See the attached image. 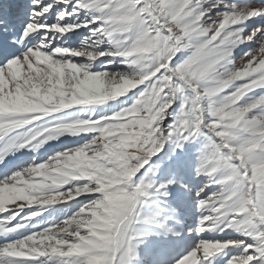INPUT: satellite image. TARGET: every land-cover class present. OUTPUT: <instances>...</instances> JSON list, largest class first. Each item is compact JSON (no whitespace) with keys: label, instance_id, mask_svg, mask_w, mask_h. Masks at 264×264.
Returning a JSON list of instances; mask_svg holds the SVG:
<instances>
[{"label":"snow or ice","instance_id":"1","mask_svg":"<svg viewBox=\"0 0 264 264\" xmlns=\"http://www.w3.org/2000/svg\"><path fill=\"white\" fill-rule=\"evenodd\" d=\"M208 23L213 24L211 30L203 27ZM237 29L242 30L241 39L231 46V55H218L216 49L230 38L235 40ZM81 48L102 55L92 58ZM245 53L252 55L246 56L244 70L235 73L238 78L225 80L224 67H233L236 57ZM133 60L148 68L143 82L128 90L124 99L105 101L88 94L89 78L117 68L129 71ZM148 94L155 103L139 112L133 101ZM222 97L231 98L230 108L215 103ZM105 102H113L114 110L107 114L95 107ZM233 110L245 117L264 112L261 0H4L0 4V264H91V258L99 255H105L104 264H139L138 244L143 242L139 238L156 237L165 243L180 237L182 233L165 221L178 217V209L185 206L195 212L187 232L198 238L184 252L158 256L155 264H185L193 255L196 264H215L221 257H226L224 264H264V203L257 202L255 182L256 170L264 168V124L240 121L232 127ZM117 121L122 130L139 125V131L128 135L144 154L131 159L130 179L121 186L132 205L121 235L92 247L83 243L92 240L86 229L68 225L101 202L104 193L89 191L96 187L90 183L92 170L108 171L125 152L117 140L123 133L105 136ZM81 124L90 129L80 132L89 134L82 142L62 145L40 159L35 155L13 159L22 150L35 152L60 137L51 135L54 128ZM188 145L195 147L189 151ZM81 156L86 159L77 163L75 158ZM146 162L150 171L142 170ZM61 164L76 171L61 169ZM49 169L54 172L48 174ZM201 177L203 182H194ZM213 184L216 190L207 191ZM173 186H177L175 206L168 203L140 217L139 203L150 195L169 197ZM69 190L78 194L57 199L56 193ZM234 201L238 205L233 206ZM57 202L71 203L61 208ZM47 205L57 206L47 209L54 215L45 221L40 206ZM217 205L226 213L223 223L208 227ZM241 220L246 226L237 224ZM37 221L41 227L33 230ZM212 231L236 236L206 238ZM217 240L224 243L220 250L201 248L203 242Z\"/></svg>","mask_w":264,"mask_h":264},{"label":"rangeland","instance_id":"2","mask_svg":"<svg viewBox=\"0 0 264 264\" xmlns=\"http://www.w3.org/2000/svg\"><path fill=\"white\" fill-rule=\"evenodd\" d=\"M4 0H0V4H2ZM264 2V0H261ZM103 59V58H100ZM112 60L113 58H109ZM246 59V57H245ZM236 63L239 66V56L237 57ZM123 67V65L121 66ZM118 87L116 85H110L106 76L101 77H93L89 78L87 83L85 84V88L88 94L93 95L101 100L105 97V93L111 91L113 88ZM131 91V90H130ZM259 91V90H257ZM127 94H124L122 97L116 98V100L124 99ZM91 107V106H85ZM97 110L103 109L104 113L107 114L113 111V102H105L103 105H96ZM120 105H116L115 110H119ZM123 123L127 124V120H123ZM121 121H117V124L108 128L105 133L106 138L110 137L117 133H123L122 135L117 136V140L121 146L125 148V152L123 155L117 158V162L113 168L109 169L106 172H97L96 170H92L93 179L90 183H95V189L97 191H101L104 195L101 197V202L97 205H94L91 208L85 209V214L74 217L75 223L68 225L69 229L83 228L86 229V237H91L92 240H88L87 238L83 241L84 244H90L92 247H97L98 245H104L106 242L114 240L119 236L120 226L127 218H129V208H131V200L129 199V194L127 192L126 187H121L122 185H126L127 180L130 179L128 173L131 171V159H135L137 157L142 156L143 151H137L138 145L132 141L128 135V133L139 131V125L133 124L131 128L120 129L119 123ZM219 124L220 121H217ZM87 127V126H85ZM89 134H78V135H69L64 134L60 137L56 138L52 141H47L45 145L41 146V148L37 149L35 152L22 150L17 153L13 159H18L22 155L32 156L35 155L38 159L44 158L47 155H50L53 151L59 150L62 145H70L72 143L82 142V137H85ZM98 142L99 141V138ZM188 150L191 151L195 145H188ZM86 157L81 156L75 158L76 162H82ZM151 163H155L152 161ZM61 169H67L69 172H75V167L68 164H61L59 166ZM143 170H151L148 162L142 166ZM54 172L53 169L47 170L48 174H52ZM58 174V173H57ZM256 184H257V192L256 198L258 203H264V168H258L256 170ZM98 176V179L95 177ZM187 174L185 175V179H187ZM46 181L50 183V179L48 175H46ZM195 183L203 182V177L199 180L194 181ZM87 187V186H81ZM175 187L173 186V193L169 197L164 196H148L144 199L143 203L138 204L137 211L140 214V217H143L148 211L153 210L156 207H165L168 203H171L173 206L176 204L175 196ZM218 186L212 185L207 191L211 192L216 190ZM247 191V190H246ZM69 192L66 193H56L57 199H69L71 198L68 195ZM50 193H45V197ZM78 194V193H73ZM45 197H42L44 199ZM59 207L64 208L69 205V202H57ZM57 205H47L40 206L41 210V218L45 221L53 218V213L47 211V209L54 208ZM221 206L217 205L216 215L210 217L212 220H215L217 223L222 224L224 220V216L226 213L219 212V208ZM69 212L74 211V209H67ZM178 218L180 220L179 224L175 223L176 218L169 217L165 222L174 229L178 230L182 233L180 237L170 238L168 242L161 243L160 238H150L144 240L143 237H140V240H143L142 243L138 244L139 251V264H155V261L158 256L163 255L165 258L171 256L173 253L179 254L187 250L188 246L192 242V240L198 237L189 236L187 229L191 227L195 220V212H189V209L185 206L178 209ZM137 228L141 227V221L137 220L134 222ZM246 225V222H244ZM214 226V225H213ZM211 226V227H213ZM240 226V225H239ZM41 227L39 221L36 223V228L33 230H37ZM208 227H210L208 225ZM244 227V226H240ZM71 234V233H69ZM236 233H222V232H209L206 235V238L210 239H220V238H229L235 237ZM224 246V243L221 241H205L201 244V248H205L208 251L214 252L220 250ZM101 252H104L103 247L100 248ZM12 251V250H10ZM231 253H229L230 255ZM218 255V254H217ZM197 257L195 255L186 259L185 264H196ZM224 259L226 257H221L216 260L215 264H224ZM105 255H99L91 258V264H104ZM237 264H243V261H238Z\"/></svg>","mask_w":264,"mask_h":264},{"label":"clouds","instance_id":"3","mask_svg":"<svg viewBox=\"0 0 264 264\" xmlns=\"http://www.w3.org/2000/svg\"><path fill=\"white\" fill-rule=\"evenodd\" d=\"M203 27L205 30H211L213 28V24L208 23V24H205ZM240 31L242 30L241 29L235 30L236 32L235 40H232L230 38L229 41L224 45V47L216 49V52L218 55L225 56V57L231 55V46H234L235 42L241 39V37L239 36ZM247 38L248 37H244V39H247ZM80 51L86 55H89L92 58L102 55V53L95 52V51L89 52V50L85 48H81ZM157 55H159V53H157ZM250 55L252 54L245 53L244 55L239 56V61H240L239 66L236 63L237 57L235 59L234 64H233V61L227 60V63L233 64V67L228 68L225 66L224 71L221 73V76L227 81H231V80L238 78L235 75V73L242 72L244 70L245 57L250 56ZM129 64L131 65V70L129 71H122L121 69L117 68L115 70L105 72V76L108 80V83L110 85H116L118 87H115L111 91L105 93V97L102 98L103 100L106 101L107 99H116L118 96L126 94L128 90L137 86V84L143 82L144 76L147 72L148 65L142 62L136 61V60L129 61ZM154 103H155V98L151 94H148L143 99H141L139 102L133 101V106H135L139 112H142L148 105L150 104L154 105ZM215 103L220 105V107L222 108H230L232 101L230 97H222L220 98V100L216 101ZM233 111L235 113V110ZM215 114H218V113H215ZM229 120L231 121L230 126L232 127H235V124L240 121H243L244 124H252V123L264 124V112L257 113L251 117H245L242 112L235 113L233 116L229 117ZM88 130L90 129L85 127L83 124H81L80 126L74 127L72 129L54 128L51 135H64V134L78 135L80 134V132L82 131L86 132ZM89 191H97V190L95 188H89ZM243 194L247 196L248 193L245 190ZM68 195L71 197L73 195V192L69 190ZM238 203H239L238 201H234L233 206L238 205ZM208 219H211V218H208ZM244 222L245 220H241V221H238L237 224L240 226H246ZM213 225L218 226L219 223H217L215 220H212V224L209 226L211 227Z\"/></svg>","mask_w":264,"mask_h":264},{"label":"bare ground","instance_id":"4","mask_svg":"<svg viewBox=\"0 0 264 264\" xmlns=\"http://www.w3.org/2000/svg\"><path fill=\"white\" fill-rule=\"evenodd\" d=\"M70 203H71V202H69V205H70ZM69 208H71V207H68V209H69ZM71 209H72V208H71ZM127 220H128V218H127L125 221H123V223L121 224V226H120V231H119V233H120L119 236L121 235V230H122V228H123V226L125 225V222H126Z\"/></svg>","mask_w":264,"mask_h":264},{"label":"water","instance_id":"5","mask_svg":"<svg viewBox=\"0 0 264 264\" xmlns=\"http://www.w3.org/2000/svg\"><path fill=\"white\" fill-rule=\"evenodd\" d=\"M143 170V169H142Z\"/></svg>","mask_w":264,"mask_h":264}]
</instances>
